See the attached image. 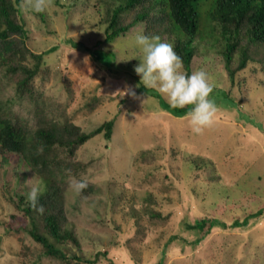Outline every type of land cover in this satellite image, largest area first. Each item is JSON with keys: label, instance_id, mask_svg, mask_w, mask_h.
Here are the masks:
<instances>
[{"label": "rangeland", "instance_id": "374dc122", "mask_svg": "<svg viewBox=\"0 0 264 264\" xmlns=\"http://www.w3.org/2000/svg\"><path fill=\"white\" fill-rule=\"evenodd\" d=\"M19 7L27 46L44 52L33 78L40 107L85 131L113 120L110 138L99 133L78 148L75 157L87 166L66 179L65 210L78 238L77 245H61L68 256L80 264H264V52H253L230 77L220 50L201 45L191 72L209 74L218 113L213 125L194 133L187 114L162 109L154 90H137L130 74L139 75L132 56L141 55L134 35L142 26L105 40L109 0H49L39 13ZM237 62L236 55L232 66ZM8 97L35 125V103L15 95L0 75V99ZM26 169L16 156L0 166V264H60L10 226L12 213L23 214L1 183L6 177L15 185ZM29 174L20 183L41 187ZM71 177L87 178L88 187L75 193ZM259 208L246 225H231ZM132 212L140 214V231ZM203 216L225 224L194 242L200 233L187 224Z\"/></svg>", "mask_w": 264, "mask_h": 264}, {"label": "trees", "instance_id": "16d2710c", "mask_svg": "<svg viewBox=\"0 0 264 264\" xmlns=\"http://www.w3.org/2000/svg\"><path fill=\"white\" fill-rule=\"evenodd\" d=\"M21 0H0V75L13 85L15 95L35 103V125L31 126L12 107L11 98L0 99V166L16 156L19 167L28 168L16 175L11 185L5 177L2 188L8 200L20 208L23 217L11 214L15 230H24L40 244V255L60 264H80L71 259L61 245L78 244L74 227L65 210L66 179L87 166L77 159L78 148L89 138L102 133L110 138L113 120L103 121L95 128L85 131L69 117L53 118L42 107L36 96L33 78L38 72L44 52L32 51L26 43L27 31L20 12ZM110 11L104 30L105 40L112 41L135 26H142L146 34H159L174 46L182 57L184 71L191 73V64L200 52L201 45H215L223 55L224 65L230 77L244 68L253 52H264V0H109ZM208 4L207 8L204 5ZM164 40V39H163ZM238 62L232 66L235 56ZM122 70L109 67V72ZM130 74V73H128ZM137 83V90L151 92L158 98L159 106L174 115H184L189 107H172L155 89H146L140 75L130 74ZM29 172L39 178L42 191L39 203L44 205L40 213L27 200L29 188L19 179L29 177ZM18 179V180H17ZM20 184H19V183ZM117 198L124 196L121 191ZM264 207V205H263ZM136 228L144 226L134 214ZM262 213V208L242 219L235 218L231 225L244 226L249 218ZM155 212L152 216L159 215ZM225 224L216 217L196 218L187 226L200 233L194 242L208 234L216 224ZM110 264H116L110 260Z\"/></svg>", "mask_w": 264, "mask_h": 264}, {"label": "clouds", "instance_id": "9594fccd", "mask_svg": "<svg viewBox=\"0 0 264 264\" xmlns=\"http://www.w3.org/2000/svg\"><path fill=\"white\" fill-rule=\"evenodd\" d=\"M48 3L49 0H21L20 6L39 13L46 9ZM134 42L141 53L139 56H132L139 59L134 70L140 75L146 89L158 91L174 108L191 105L187 115L194 133H202L205 128L213 125L218 105L211 96L214 84L210 82L207 71L203 68L191 73L184 71L182 57L174 50L173 44L164 41L159 34L139 31L134 35ZM131 94L137 95L134 90H131ZM70 187L79 194L88 187V180L71 177ZM41 191L40 186L31 187L27 200L32 207L43 213L44 205L39 203Z\"/></svg>", "mask_w": 264, "mask_h": 264}]
</instances>
